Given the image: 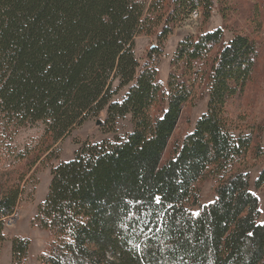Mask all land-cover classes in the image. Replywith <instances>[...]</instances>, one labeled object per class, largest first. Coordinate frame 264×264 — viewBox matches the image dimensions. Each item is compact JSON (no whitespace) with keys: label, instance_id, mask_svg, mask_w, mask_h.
<instances>
[{"label":"trees","instance_id":"obj_1","mask_svg":"<svg viewBox=\"0 0 264 264\" xmlns=\"http://www.w3.org/2000/svg\"><path fill=\"white\" fill-rule=\"evenodd\" d=\"M212 4L0 0V120L44 124L46 152L102 113L110 126L132 120L125 138L85 144L51 171L34 218L52 238L42 264H264V223L242 168L253 139L236 136L226 118L254 73L253 41L237 35L225 43L221 29L181 40L166 89L133 52L137 37L160 27L162 42L193 10L207 19ZM154 54L162 52L154 47L148 59ZM115 80L127 93L112 103ZM197 84L208 88L207 111L168 150ZM210 178L214 200L201 206L198 186ZM263 185L264 170L254 187ZM19 195L17 185L0 187V241ZM28 245L13 240L14 263Z\"/></svg>","mask_w":264,"mask_h":264},{"label":"rangeland","instance_id":"obj_2","mask_svg":"<svg viewBox=\"0 0 264 264\" xmlns=\"http://www.w3.org/2000/svg\"><path fill=\"white\" fill-rule=\"evenodd\" d=\"M150 1L147 0V3ZM201 14L196 21L189 16L184 17L162 42L157 39L160 27L151 35L137 37L133 52L141 66L148 63L156 70L157 81L166 89L170 63L181 40L221 29L225 43L237 35L247 36L253 41L257 52L254 73L242 94L228 103L226 118L236 136H252L253 143L242 162V168L249 175L250 192L258 199L260 215L257 222L262 224L264 185L255 189L254 182L264 170V0H213L208 18L204 19ZM154 47L160 49L162 54H154L148 59L147 55ZM112 89L117 91L111 102H121L127 87L118 89V81L115 80ZM207 103L208 88L204 84H197L192 98L183 109L168 150L182 144L184 138L193 132L196 122L207 111ZM98 122L100 125H97ZM132 128L130 115H125L110 126L105 113H102L75 128L46 152L50 137L44 124L39 122L17 128L7 120H0V187L17 185L20 190L16 204L20 219L12 225H7L5 219L3 222L0 264H16L12 257V242L18 238L29 244L22 264H42L41 257L47 255L52 238L37 227L34 218L48 193L51 171L60 163L71 161L83 145L114 143L129 135ZM215 185V180L210 178L198 186L201 206L213 202ZM196 212L197 209L194 210Z\"/></svg>","mask_w":264,"mask_h":264},{"label":"built area","instance_id":"obj_3","mask_svg":"<svg viewBox=\"0 0 264 264\" xmlns=\"http://www.w3.org/2000/svg\"><path fill=\"white\" fill-rule=\"evenodd\" d=\"M189 17L192 19V20H198L200 18V12L198 10H193L191 12V14L189 15ZM19 213H18V209L15 208V210L13 211V213L7 217L5 220H6V223L7 225H12L14 224L15 222H18V220L20 219L19 217Z\"/></svg>","mask_w":264,"mask_h":264},{"label":"water","instance_id":"obj_4","mask_svg":"<svg viewBox=\"0 0 264 264\" xmlns=\"http://www.w3.org/2000/svg\"><path fill=\"white\" fill-rule=\"evenodd\" d=\"M97 125H100V122H98Z\"/></svg>","mask_w":264,"mask_h":264}]
</instances>
